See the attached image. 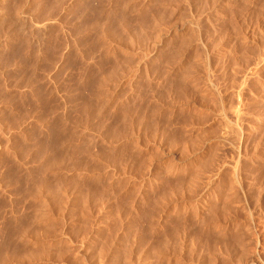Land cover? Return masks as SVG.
I'll use <instances>...</instances> for the list:
<instances>
[{
	"label": "rangeland",
	"instance_id": "1",
	"mask_svg": "<svg viewBox=\"0 0 264 264\" xmlns=\"http://www.w3.org/2000/svg\"><path fill=\"white\" fill-rule=\"evenodd\" d=\"M166 261L264 264V0H0V264Z\"/></svg>",
	"mask_w": 264,
	"mask_h": 264
},
{
	"label": "bare ground",
	"instance_id": "2",
	"mask_svg": "<svg viewBox=\"0 0 264 264\" xmlns=\"http://www.w3.org/2000/svg\"><path fill=\"white\" fill-rule=\"evenodd\" d=\"M46 18H47V17H46ZM41 22H42V21H41ZM38 23H40V21H39ZM44 24H45V23H44ZM38 27H39V26H38ZM43 27H44V26H43ZM259 62H261V61H259ZM257 63H258V62H257ZM257 63H256V64H257ZM256 64H255V65H256ZM259 70H260V69H259ZM257 71H258V70H257ZM248 72H249V71H248ZM251 72H252V71H251ZM243 74H244V73H243ZM248 74H249V73H248ZM245 77H247V76H245ZM262 78H263V77H262ZM244 83H245V82H244ZM240 85H241V84H240ZM243 85H244V84H243ZM212 88H213V87H212ZM241 89H242V88H241ZM206 90H207V89H206ZM218 92H219V91H218ZM220 98H221V97H220ZM223 106H224V105H223ZM219 111H220V110H219ZM256 112H257V111H256ZM217 113H218V112H217ZM224 116H225V115H224ZM222 117H223V116H222ZM228 119H229V118H228ZM223 120L225 121V119H223ZM237 120H238V119H237ZM57 122H58V121H57ZM217 123H218V122H217ZM229 124H230V123H229ZM239 124H240V123H239ZM230 125H231V124H230ZM232 125H233V124H232ZM240 125H241V124H240ZM60 126H61V125H60ZM224 126H225V125H224ZM233 126H234V125H233ZM220 127H221V126H220ZM222 127H223V126H222ZM234 127H235V126H234ZM232 128H233V127H232ZM232 128H230V129H232ZM236 128H237V127H236ZM225 129H226V128H225ZM237 129H238V128H237ZM228 130H229V129H228ZM232 130H233V129H232ZM235 130H236V129H235ZM225 131H226V130H225ZM229 131H230V130H229ZM233 131H234V130H233ZM226 132H227V131H226ZM231 132H232V131H231ZM48 133H49V132H48ZM238 133H239V132H238ZM51 134H52V133H51ZM226 134H227V133H226ZM235 134H236V132H235ZM223 135H224V134H223ZM45 136H46V135H45ZM46 137H48V136H46ZM245 140H246V139H245ZM44 143H45V142H44ZM22 152H23V151H22ZM260 157H261V156H260ZM202 160H203V159H202ZM45 162H46V161H45ZM59 162H60V160H59ZM59 162H58V163H59ZM56 164H57V163H56ZM45 165H46V164H45ZM54 165H55V163H54ZM43 166H44V164H43ZM49 166H50V164L47 165V167H49ZM55 166H56V165H55ZM57 166H58V164H57ZM76 166H77V165H76ZM41 167H42V166H41ZM51 167H53V166H51ZM59 167H60V166H59ZM40 169H41V168H40ZM43 169H44V168H43ZM51 169H52V168H51ZM54 170H55V169H54ZM8 171H9V169H8ZM8 171H7V172H8ZM237 172H238V171H237ZM29 173H30V172H29ZM6 174H7V173H6ZM7 175H10V172H9ZM24 175H25V174H24ZM254 175H255V174H254ZM29 176H30V175H29ZM7 177H8V176H7ZM30 177H31V176H30ZM34 178H35V177H34ZM25 185H26V184H25ZM196 185H197V184H196ZM12 189H13V188H12ZM51 191H52V190H51ZM18 192H19V191H18ZM69 201H70V200H69ZM43 215L45 216V213H43L42 216H43ZM42 216H41L40 218H42ZM13 217H14V216H13ZM43 218H45V217H43ZM36 219H37V218H36ZM38 220H39V219H38ZM38 220H37V221H38ZM39 221H40V220H39ZM209 221H210V220H209ZM41 222H42V221H41ZM210 222H212V221H210ZM210 222H208V223H209V227H212L213 225H211ZM212 223H213V222H212ZM237 223H238V222H237ZM214 224H215V222H214ZM227 224H228V223H227ZM215 225H216V224H215ZM215 225H214V226H215ZM214 226H213V227H214ZM225 226H226V224H225ZM225 226H224V227H225ZM49 227H51V226H49ZM213 227H212V228H213ZM215 228H216V229H217V228L219 229V228H222V227H221L220 225L218 226V224H217V226H216ZM215 228H214V229H215ZM245 229H246V228H245ZM22 230H23V229H22ZM24 230H25V231H24ZM24 230H23V231L26 233V228H25ZM221 230H222V229H221ZM221 230L219 229V231H221ZM227 230H228V228H227ZM23 231H22V232H23ZM48 231H49V230H48ZM213 231H214V230H213ZM223 231H224V230H223ZM19 232L21 233V231H19ZM28 233H29V232L27 231V234H28ZM46 233H47V232H45V234H46ZM48 233H49V232H48ZM238 233H239V232H238ZM241 233H242V232H241ZM21 235H22V233H21ZM28 235H29V234H28ZM28 235L26 236V235H24V233H23V236H25V237H27V238L29 237ZM240 235H241V234H240ZM19 236H20V235H19ZM23 236H22V237H23ZM22 237H21V238H22ZM35 238H36V237H35ZM52 238H53V237H52ZM219 238H220V236H219ZM240 238H241V236H240ZM25 239H26V238H24V240H25ZM42 239H43V238H42ZM44 239H45V238H44ZM161 239H162V238H161ZM259 239H260V238H259ZM22 240H23V239H22ZM24 240H23V241H24ZM28 240H29V238H28ZM215 240H216V239H215ZM217 240H218V239H217ZM238 240H240V239H238ZM245 240H246V239H245ZM23 241H22V242H23ZM26 241H27V240H26ZM26 241H24V242H26ZM38 241H39V240H38ZM42 241H43V240H42ZM219 241H220V240H219ZM221 241H222V240H221ZM223 243H224V242H223ZM240 243H241V242H240ZM161 244H162V243H161ZM163 244H164V243H163ZM41 245H42V244H41ZM45 245H46V243H45ZM23 246H24V245H23ZM210 246H211V245H210ZM210 246L208 247V248L210 249V250L208 249V251H211V250H212L211 248L214 249V246H213V247L211 246V248H210ZM220 246H221V245H220ZM220 246H219V247L217 246V248H216L217 250L214 249L216 252L213 250V252H209V253L212 255V254L215 252L213 255H217L216 253H217L218 249L220 248ZM157 248H158V247H157ZM29 250H30V249H29ZM58 250H59V249H58ZM157 251H158V250H157ZM31 252H33V251H31ZM220 254H221V253H220ZM220 254H219V255H220ZM209 256H210V255H209ZM211 257H212V259L214 258L213 256H211ZM217 257H218V256H217ZM236 257H237V256H236ZM29 259H30V258H29ZM113 259H114V258H113ZM207 259H209V258H207ZM210 259H211V258H210ZM210 259H209V260H210ZM35 260H36V259H35ZM37 260H38V259H37ZM162 260H163V259H162ZM165 260H166V259H165ZM33 261H34V260H33ZM167 261H169V260H167ZM167 261H166V263L168 264L170 261H169V262H167ZM223 261H224V260H223ZM27 262H28V261H27ZM36 262H37V261H36ZM208 262H209V261H208ZM213 262H214V261H213ZM24 263H25V262H24ZM24 263L20 262L19 264H24ZM32 263H33V262H32ZM161 263H162V262H161ZM166 263H165V264H166ZM241 263H242V262H241ZM109 264H112V263H109ZM211 264H212V263H211Z\"/></svg>",
	"mask_w": 264,
	"mask_h": 264
}]
</instances>
